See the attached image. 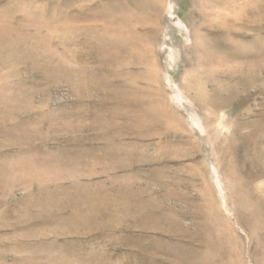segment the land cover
Instances as JSON below:
<instances>
[{"label":"rangeland","instance_id":"1","mask_svg":"<svg viewBox=\"0 0 264 264\" xmlns=\"http://www.w3.org/2000/svg\"><path fill=\"white\" fill-rule=\"evenodd\" d=\"M145 1L0 0V165L21 173L0 180V264H264V0ZM29 143L76 156L21 163ZM77 181L106 229L28 200Z\"/></svg>","mask_w":264,"mask_h":264},{"label":"bare ground","instance_id":"2","mask_svg":"<svg viewBox=\"0 0 264 264\" xmlns=\"http://www.w3.org/2000/svg\"><path fill=\"white\" fill-rule=\"evenodd\" d=\"M141 2H143V1H141ZM116 3H115V5H119V3L118 4H116ZM138 4H140V3H138ZM155 4H157V3H155ZM142 5H144V4H142ZM145 5L147 7H149L148 0L145 1ZM115 7H118V6H115ZM150 7H152V3H151ZM125 8H127V6ZM133 8H135V7L133 6ZM136 8H138V7H136ZM108 12H110V11H108ZM117 12H120V11H117ZM115 13H116V11H115ZM119 15H121V14H119ZM131 16H133V15H131ZM102 18H104V17H102ZM106 18H108V17H106ZM120 19H121V17L117 16V15H115V16L113 15V17H112V21L114 23H116L115 21L118 22ZM124 20H125L124 21L125 24H126V22L127 23H131V20H128L126 18ZM109 22H110V20H109ZM121 22H122V20H120V23ZM138 22H139V20H138ZM97 27H100V26H97ZM112 28L114 30V31L112 30L113 31V37L111 39H109V42H108L109 45H110V50L107 51V52H104V55H103L102 58L104 60H107L108 63H110L111 71H115V65L118 64L120 67H122L121 65L129 64L130 60L128 58H120V56L122 57V54L125 51V50H123V45H122V43L124 41H126L125 40L126 39L125 34L120 32V30H119V28H117V26H113ZM102 30H104V29H102ZM108 30H109V28H108ZM109 32H110V30H109ZM89 35H91V34H89ZM129 38L130 37H128V39ZM153 38H154L153 35L149 34V39L154 41ZM94 39H96V38H94ZM99 40H98V42H99ZM132 43H134V42L132 41ZM123 44H125V42ZM132 46H135V45L132 44ZM142 49L143 50L140 53H137L139 55H136V54L135 55L139 56V59L144 60V58L148 57V54L146 52L151 53V50L147 49V50L144 51V48H142ZM143 51H144V53H143ZM192 51L194 53H196L194 50H192ZM218 56H219V54H214L213 55L208 50V48L206 47L205 44L200 43L199 51L197 52V57H198V59H199V61L201 63H203V64L212 63L218 58ZM48 58H50V57L47 56L46 59L48 60ZM118 65H117V67H118ZM53 116L54 115L52 113L47 112V113H45L44 117L42 116L41 121H42V119H44L45 121L48 120V119H51ZM20 126L21 125L16 126V130L17 129L20 130L21 129ZM38 132H39V129L37 131L33 130V132H30V133H28L26 131V132H23L21 134V137L23 139H26V140L29 141V140H31L33 138L40 137ZM108 137H110V136H108ZM74 138L77 139V136H75ZM88 154H90L89 156L92 157L90 151H88ZM42 155H43V153H41V152L37 153L35 151V146L29 143L27 148H23V157H22L21 163L24 162V161L25 162H29L33 158H38V157H42L43 159H54V158H56L57 162L60 163L61 161L65 160V159L66 160L67 159H74L75 156H76V154L68 155V154H63V153H60V152H59V154H56V155L45 152V154L43 156ZM92 155H93V153H92ZM108 155H110V154L108 153ZM77 157H80V155H78ZM8 162H11V166L10 167H5V165ZM8 162H6L3 166L0 165V178H2L0 180H2V182L4 183L5 186L11 185L13 183V180L17 179L20 176V174H21L19 172L18 173H14L16 162H13V161H8ZM27 165H29V164H27ZM29 166L32 167L35 172H39L38 171L39 167H37V166L34 167L32 165H29ZM24 168H25V165L17 166V169H20V170H24ZM36 181L37 180H30V181H28V184H34ZM75 181H76V179H75ZM75 181H74V183H75ZM2 182H0V183H2ZM45 188H47V187L46 186H41L40 188H38V192H37L36 195L34 193H32V192H30L29 195H28L29 202L37 204L38 208H39V211L47 210L49 208V206L57 204L59 209H61L62 211H65V210L69 211V213L66 215L65 221L68 223V225L74 226V229L76 231L93 230L94 228L102 230V229H106L108 227V222L106 221L107 212L105 210V208H107V207H106V204H104V203H102L100 201L101 194H100V190L97 189V184H95V186L92 187V182L91 181L86 183V184L80 183V182L78 183V181H77V184L73 188L71 187L72 189L70 188V185L68 187V186H65V185H63L61 183H59L57 188L52 189L51 192L49 190L45 189ZM62 194H64V196L61 198L60 195H62ZM27 213H29V212H27ZM29 233H32V231H30Z\"/></svg>","mask_w":264,"mask_h":264}]
</instances>
